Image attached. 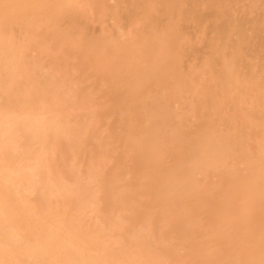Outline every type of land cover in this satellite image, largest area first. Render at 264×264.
<instances>
[{"label": "bare ground", "instance_id": "bare-ground-1", "mask_svg": "<svg viewBox=\"0 0 264 264\" xmlns=\"http://www.w3.org/2000/svg\"><path fill=\"white\" fill-rule=\"evenodd\" d=\"M0 264H264V0H0Z\"/></svg>", "mask_w": 264, "mask_h": 264}]
</instances>
